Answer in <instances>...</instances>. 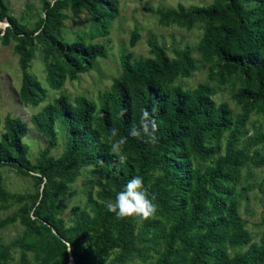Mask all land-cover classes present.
<instances>
[{
  "label": "trees",
  "instance_id": "obj_1",
  "mask_svg": "<svg viewBox=\"0 0 264 264\" xmlns=\"http://www.w3.org/2000/svg\"><path fill=\"white\" fill-rule=\"evenodd\" d=\"M40 8L41 16L28 29L0 0V21L6 22L0 44L14 42L18 98L32 106L45 96L27 71L36 50L50 89L106 56L101 43H85L82 36L64 40L67 11L87 12L93 24L87 36L103 35L118 14V0H41ZM155 13L163 25H202L197 50L208 62V77L217 85L237 84L232 97L240 113L233 115L226 103H216L214 88L205 82L190 90L173 84L196 69L189 48L173 49L170 58L162 46L148 41L149 57L132 59L129 52L119 56L120 73L97 102L83 95L69 101L59 94L30 115L31 125L45 141L33 161L21 140L26 124L16 116L0 117V167L13 168L33 185V192L25 195L0 189V202L10 198L18 203L0 219V227L14 221L23 227L8 246L0 244V264H12L8 248L31 252L36 264H69V257L73 264H149L143 262L153 255L150 264H264V234L258 243L251 241L237 212L236 191L240 168L248 161L264 163V153L248 152V145L260 142L262 134L254 133L246 144L236 146L248 114L264 115V0L177 4ZM136 40L132 32L129 45ZM145 107L150 112L156 108L158 142L129 136L128 159L121 165L106 142L108 132L116 127L128 136ZM122 109L127 110L123 116ZM56 122L62 127L64 147L53 156L49 149L56 144ZM87 166L97 170L98 188L86 193L84 207L70 208L66 222L59 216L64 208L60 200ZM136 175L156 196L154 218L118 217L106 207ZM227 248L234 252L229 254Z\"/></svg>",
  "mask_w": 264,
  "mask_h": 264
},
{
  "label": "rangeland",
  "instance_id": "obj_2",
  "mask_svg": "<svg viewBox=\"0 0 264 264\" xmlns=\"http://www.w3.org/2000/svg\"><path fill=\"white\" fill-rule=\"evenodd\" d=\"M7 7L9 15L13 16L28 29L33 27L34 22L41 16V0H2ZM212 0H118V14L105 26L103 35L94 34L89 37L92 27L87 12L72 14L67 11V17L63 21L62 36L64 40L71 41L82 36L85 43H101L106 49V56L97 58L92 67L76 75L75 78H65L58 89H50L44 80V71L41 56L36 50L34 57L30 60L28 73L35 78L44 90V99L37 105H24L18 98L20 85V71L17 65V56L12 50L14 42L0 44V117L8 114L16 116L26 124V134L21 139L26 146L27 157L33 161L42 147L45 145L44 138L36 132L29 121L31 114L36 113L45 104L50 102L59 94H64L69 101L77 95H83L97 102L101 92L108 89L113 78L120 73L119 56L129 52L132 59L149 57L148 41H154L162 46L166 54L173 58V49L187 47L191 51V57L195 61L196 69L187 77H179L173 84L179 85L184 90L192 89L197 83L205 82L214 88L212 98L216 103L224 102L231 109L232 114L240 113L239 105L235 102L232 94L237 84L227 83L217 85L208 77V62L197 50V43L202 33V25L194 23L189 28L176 24H160L155 10L157 8H174L177 4L184 7L200 6L209 4ZM6 22L0 21V29ZM132 32L137 34V40L129 45V37ZM56 144L49 149V154L57 156L64 147L62 127L56 122ZM245 131L236 144L237 147L246 144V140L254 133L262 134L260 142L248 145L249 154L253 150L264 153V115L251 112L242 128ZM224 140L220 139L222 146ZM239 184L236 186L238 192L237 212L245 220V228L252 236V242L258 243V239L264 234V163L256 166L252 162H246L240 168ZM98 173L91 166L82 167L79 175L69 184L68 191L60 202L64 208L59 216L66 222L70 216V208L74 205L85 206L86 193L91 194L97 190L95 183ZM0 189L7 194H28L33 192L31 180L24 175L18 174L8 166L0 167ZM18 205L14 200L7 198L0 202V219L11 214ZM23 227L14 221L0 227V244L8 246L9 242L17 238ZM245 247L240 248L244 250ZM237 250V249H236ZM229 254L230 248L226 250ZM8 261L15 263L36 264L32 253H22L17 248H8ZM152 257L143 263H151ZM133 261H137L134 259ZM141 264V263H140Z\"/></svg>",
  "mask_w": 264,
  "mask_h": 264
},
{
  "label": "clouds",
  "instance_id": "obj_3",
  "mask_svg": "<svg viewBox=\"0 0 264 264\" xmlns=\"http://www.w3.org/2000/svg\"><path fill=\"white\" fill-rule=\"evenodd\" d=\"M126 111V109H122L120 115L123 116ZM155 112V107H153L151 112L148 108H143L140 113L138 125H132L128 136L121 135L120 130L116 127L109 130L106 142L109 144L111 153L121 165L126 163L128 159L125 146L128 143L129 136L137 139H146V142L152 144L158 142L156 136L158 124L154 118ZM155 201L156 196L145 186L144 178L136 175L127 181L123 189L116 193L115 199L109 201L106 207L118 217L135 216L142 220H147L154 218L157 214L158 204Z\"/></svg>",
  "mask_w": 264,
  "mask_h": 264
},
{
  "label": "water",
  "instance_id": "obj_4",
  "mask_svg": "<svg viewBox=\"0 0 264 264\" xmlns=\"http://www.w3.org/2000/svg\"><path fill=\"white\" fill-rule=\"evenodd\" d=\"M69 264H73L71 257H69Z\"/></svg>",
  "mask_w": 264,
  "mask_h": 264
}]
</instances>
